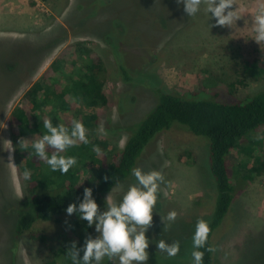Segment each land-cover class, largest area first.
Here are the masks:
<instances>
[{
    "label": "rangeland",
    "instance_id": "1",
    "mask_svg": "<svg viewBox=\"0 0 264 264\" xmlns=\"http://www.w3.org/2000/svg\"><path fill=\"white\" fill-rule=\"evenodd\" d=\"M262 2L236 0L233 10L237 8L241 18L232 27H212L216 21L204 5L189 17L176 0H0V63L6 72L0 76V264H39L41 257L39 246L28 236H14V216L6 214L11 210L8 205L17 206L31 196L19 155L23 147L16 145L10 123L23 96L39 87L36 95L44 100L53 82L69 79L66 87L75 89L76 116L95 112V136L121 149L129 126L156 104L155 92L144 79L158 83L163 91L186 94L214 88L242 101L264 88V43L253 39L252 24ZM66 47L72 48L64 59H58ZM86 49L102 59L106 70L103 90L107 103L94 108L78 96L76 84L80 66L73 55ZM115 50L127 68L140 74L142 83L123 81ZM68 67L72 68L69 73ZM49 68L52 72L43 76ZM40 138L36 135L31 140ZM248 140L233 154L232 162L240 174L250 178L213 236L214 264H264V130ZM208 155L203 137L174 127L157 135L139 159L136 168L157 170L164 177L152 227L145 233L149 240L147 264H193L196 223L206 221L212 209L208 202L213 198L214 181ZM71 172L85 179L90 164L77 162ZM135 183L132 175L104 194L100 211L106 210L109 194L118 204ZM173 210L178 215L169 222L166 217ZM63 225L39 224L51 234L61 232ZM91 228L96 238L95 225ZM76 232L84 233L83 227L78 226ZM159 240L168 244L178 241L179 253L169 257L159 251ZM62 261L63 257H58L57 262ZM109 261L105 257L101 264ZM113 261L119 264L118 259Z\"/></svg>",
    "mask_w": 264,
    "mask_h": 264
},
{
    "label": "trees",
    "instance_id": "2",
    "mask_svg": "<svg viewBox=\"0 0 264 264\" xmlns=\"http://www.w3.org/2000/svg\"><path fill=\"white\" fill-rule=\"evenodd\" d=\"M71 48L66 47L57 58L64 59ZM115 55L117 70L123 81L142 83L138 81L140 74L127 68L116 50ZM73 57L80 66L76 83L80 88L78 96L91 108L97 104L105 105L107 97L103 86L106 70L102 59L87 49L75 52ZM69 70L72 71V68L68 67L66 72L69 73ZM51 72L52 68H49L43 76ZM5 73L0 63V76ZM68 82L66 78H60L58 83L53 82L51 93L44 100L36 95L39 87L30 89L11 114V127L17 136L16 145L23 147L22 152H19V155L22 154L21 164L25 170H32L31 178L27 180L31 194L29 200L17 206L8 205L11 210H5L7 215L14 216V236H28L39 246V264H74L67 249L72 242H76L78 248H83L86 237H93V231L87 221L79 218V213L67 215L68 205L75 203L78 206L83 200L85 188L93 190V198L99 205L104 194L132 176V169L136 168L139 159L157 135L180 127L203 137L207 148L209 146L207 160L214 189L213 198L208 202L212 207L211 214L206 221L211 232L205 247L196 250L204 252L203 264H214V252H208L207 248L214 247L213 236L216 230L227 219L238 191L250 178L238 172L232 156L247 144L250 135L264 130V88L242 101L234 98L230 92L221 89L216 91L214 88L186 94L163 91L158 83L144 79L143 83L155 92L156 104L137 123L129 126L126 143L118 149L95 136L98 129L95 112H87L83 117L76 116V100L72 93L75 89L66 87ZM45 119L51 120L53 126L64 124L69 129L72 120H79L88 130L90 143L77 142L65 152L58 153L66 157L74 156L84 166L86 162L90 164L91 172L85 179L78 172H71V168L66 174L59 170L54 172L45 161L35 156L32 144L36 140L31 138L48 134L43 127ZM93 146L101 149L100 154L93 151ZM47 151L51 156L54 150L49 148ZM41 223L64 225L61 232L51 234L39 226ZM78 226L83 227L84 233L77 234ZM80 255L82 257L83 253ZM60 256L63 257L62 263L57 262ZM108 264H114V261L110 260Z\"/></svg>",
    "mask_w": 264,
    "mask_h": 264
},
{
    "label": "clouds",
    "instance_id": "3",
    "mask_svg": "<svg viewBox=\"0 0 264 264\" xmlns=\"http://www.w3.org/2000/svg\"><path fill=\"white\" fill-rule=\"evenodd\" d=\"M176 2L178 5H183V10L189 17L194 16L200 10L201 5H204L205 11L211 13V17L216 21L212 27H232L241 18L237 8L233 10L236 0H176ZM252 24L255 34L253 39L258 44L264 43V2L258 4ZM43 127L48 134L34 141L32 144L34 154L40 160L45 161L52 171L59 170L62 174H66L76 165V157H66L58 153L65 152L77 142L90 143L87 136L88 130L82 122L75 119L72 120L70 129L64 124L53 126L49 119L43 121ZM100 131L104 132L102 126ZM49 148L54 150L51 156L48 155L47 149ZM93 151L100 154L101 149L93 146ZM132 175L136 183L129 186L122 201L118 204L113 202L109 194L106 198V210L102 212L93 198L91 188L84 189L83 200L78 206L75 203L68 205L66 209L68 216L79 213V218L87 221L89 227L95 225V230L99 233L96 238L91 235L87 236L83 248H78L76 242H72L67 251L74 264H101L105 257L109 260L118 259L119 264H147L149 240L145 233L152 227L153 211L164 177L160 171L144 172L140 168L132 169ZM23 178L29 180L31 172L26 169ZM177 215L176 211H170L166 219L174 222ZM162 219L164 221L165 218L162 217ZM210 232L211 228L207 221L203 219L197 221L192 237L193 264H203L204 252L196 249L205 247ZM157 248L169 257L176 256L180 251L178 241L168 244L164 240H159ZM207 251L215 252L216 249L208 247Z\"/></svg>",
    "mask_w": 264,
    "mask_h": 264
}]
</instances>
